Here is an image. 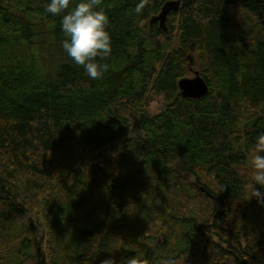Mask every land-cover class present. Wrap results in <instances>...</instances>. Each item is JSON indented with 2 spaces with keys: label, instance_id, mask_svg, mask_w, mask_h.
Instances as JSON below:
<instances>
[{
  "label": "trees",
  "instance_id": "16d2710c",
  "mask_svg": "<svg viewBox=\"0 0 264 264\" xmlns=\"http://www.w3.org/2000/svg\"><path fill=\"white\" fill-rule=\"evenodd\" d=\"M171 1L137 14L141 0H101L112 54L93 80L47 0H0V264H264V204L247 188L264 0H180L166 31L150 24ZM190 53L208 86L196 100L177 87Z\"/></svg>",
  "mask_w": 264,
  "mask_h": 264
},
{
  "label": "clouds",
  "instance_id": "9594fccd",
  "mask_svg": "<svg viewBox=\"0 0 264 264\" xmlns=\"http://www.w3.org/2000/svg\"><path fill=\"white\" fill-rule=\"evenodd\" d=\"M101 0H47L45 12L60 17V28L65 39L62 48L73 62L84 68L90 79H101L109 70L104 63L112 54V38L108 31L110 20L107 13L98 6ZM74 5V7L72 6ZM144 0L137 4L135 12L140 14ZM264 134L257 138L254 154L249 160L252 168L247 188L250 199L264 204ZM259 185L260 187H257ZM102 264H115L114 260H104ZM123 264H149L143 253L127 258ZM162 264H175L171 258L162 260Z\"/></svg>",
  "mask_w": 264,
  "mask_h": 264
},
{
  "label": "water",
  "instance_id": "95a60500",
  "mask_svg": "<svg viewBox=\"0 0 264 264\" xmlns=\"http://www.w3.org/2000/svg\"><path fill=\"white\" fill-rule=\"evenodd\" d=\"M179 5H180V0L166 3L161 9V12L157 16L152 18L150 24H153L154 22H158L159 27L162 30L166 31L165 21L167 19V16L171 10L177 11ZM188 60H190V57L188 58ZM188 68L193 73V77L183 78L178 82V89L180 91L181 96L187 99H196L205 96L208 88L206 83L203 82L201 76L199 75V72L192 71L190 64L188 65Z\"/></svg>",
  "mask_w": 264,
  "mask_h": 264
},
{
  "label": "rangeland",
  "instance_id": "374dc122",
  "mask_svg": "<svg viewBox=\"0 0 264 264\" xmlns=\"http://www.w3.org/2000/svg\"><path fill=\"white\" fill-rule=\"evenodd\" d=\"M189 57H190V60H188ZM185 58H186V62H187V67L190 64L192 71H196V68H197V66H196L197 65L196 57H194L190 53V54H187L185 56ZM186 77L187 78H192L193 77L192 72L188 71L187 74H186ZM163 108H164V104H163L162 98L160 96H154L153 97V101L149 105L148 111L151 114H156V113L160 112Z\"/></svg>",
  "mask_w": 264,
  "mask_h": 264
},
{
  "label": "bare ground",
  "instance_id": "6f19581e",
  "mask_svg": "<svg viewBox=\"0 0 264 264\" xmlns=\"http://www.w3.org/2000/svg\"><path fill=\"white\" fill-rule=\"evenodd\" d=\"M168 3V2H167ZM166 4V3H165ZM163 8V7H162ZM179 9V8H178ZM161 12V11H160ZM170 12H178V10L177 11H173V10H171ZM264 24V23H263ZM262 24V25H263ZM197 66V65H196ZM198 68H196V71L197 72H199L198 70H197ZM188 71H190L189 70V68L187 67V72ZM191 72V71H190ZM194 72V71H193ZM193 74V73H192ZM200 75V74H199ZM184 78H187L186 76L184 77ZM202 78V77H201ZM183 79V78H182ZM202 80H203V78H202ZM203 82H205L204 80H203ZM207 85V84H206ZM177 87H178V84H177ZM208 87V86H207ZM178 91H179V89H178ZM180 92V91H179ZM207 92H208V88H207ZM202 98V97H201ZM201 98H196V99H201ZM196 99H192V100H196ZM111 120H115V119H113V118H111ZM116 122V121H115ZM221 213V212H220Z\"/></svg>",
  "mask_w": 264,
  "mask_h": 264
},
{
  "label": "flooded vegetation",
  "instance_id": "af4514ba",
  "mask_svg": "<svg viewBox=\"0 0 264 264\" xmlns=\"http://www.w3.org/2000/svg\"><path fill=\"white\" fill-rule=\"evenodd\" d=\"M126 131H129V130H126Z\"/></svg>",
  "mask_w": 264,
  "mask_h": 264
}]
</instances>
